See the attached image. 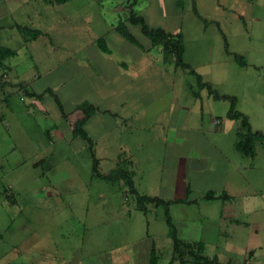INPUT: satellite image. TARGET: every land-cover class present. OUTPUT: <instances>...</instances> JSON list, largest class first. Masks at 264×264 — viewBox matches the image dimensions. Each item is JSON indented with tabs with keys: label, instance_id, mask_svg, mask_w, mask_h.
<instances>
[{
	"label": "rangeland",
	"instance_id": "obj_1",
	"mask_svg": "<svg viewBox=\"0 0 264 264\" xmlns=\"http://www.w3.org/2000/svg\"><path fill=\"white\" fill-rule=\"evenodd\" d=\"M128 2L132 0H68L65 5L54 0H0V46L14 52L0 65V78L6 74L3 81L9 85L0 90V264H13L14 249L29 255L28 240L56 249L55 254L66 256L71 263L79 251L96 254L123 243L134 244L146 232L164 237L167 231L163 206L144 215L137 210V196L122 195L119 188L131 168L123 157L118 158L116 148H91L80 138L71 140L51 95L45 94L36 103L11 86L20 79L29 93H39L68 80L56 93L65 90L76 99L72 87L76 79H71L77 70L68 68L63 57L82 44L90 45L91 34L105 31L101 20L112 22L111 9ZM180 8V21L161 25H180L183 61L195 72L181 77L201 96L204 120L211 102L213 116L228 124L223 143L238 130L242 143L248 139L240 118L226 119L228 102L207 99L211 89L236 97L235 111L244 113L252 130L264 136V0H183ZM34 30L46 34L35 36ZM132 33L141 39L135 29ZM37 75L41 78L33 83ZM187 90L186 85L183 98ZM46 130L49 133L43 136ZM251 146L259 167V172L251 174H262L264 180V138L251 137ZM92 153L100 161L95 172ZM233 154L234 162L242 161L245 166L251 162V156ZM149 168L145 164L132 167L139 191L158 190L163 199H171L170 170L159 182ZM113 207L116 213H111ZM192 215L199 217L200 213ZM243 239L234 243V254L246 247ZM34 253L38 258L44 252L35 249ZM159 262L167 264L166 257Z\"/></svg>",
	"mask_w": 264,
	"mask_h": 264
},
{
	"label": "crops",
	"instance_id": "obj_2",
	"mask_svg": "<svg viewBox=\"0 0 264 264\" xmlns=\"http://www.w3.org/2000/svg\"><path fill=\"white\" fill-rule=\"evenodd\" d=\"M182 2L137 0L132 8V2L126 3L125 7L117 5L112 8V22L101 20L105 31L91 34L90 45L82 44L63 57L64 63L69 64L68 68L77 70L74 78L71 77V80L76 79L72 86L76 99L65 90L60 95L56 93L68 80L62 81L59 87L49 86L39 93H29L20 79L11 86L19 88L20 93L30 96L36 103L41 102L45 94L51 95L71 140L80 138L91 148H116L118 158L123 157V162L131 168L125 176L132 186L124 183L119 188L122 195L126 197L128 194L125 193H133L170 202L168 215L176 237L183 243L191 244L196 255L214 264H264V180L262 174L258 173L256 177L251 174L259 172L256 152L246 166L242 161H233L234 151L249 158L236 147L242 132L236 131L230 141L223 143V135L228 130L227 122L213 116L211 102L208 104L209 116L204 120L201 96L194 91L193 84L181 77L184 73H195L191 65L184 63L189 68L181 70L166 58L159 47L152 45L140 24L128 22L132 9L133 14L142 18L149 28L181 34L178 23L170 27L161 24L181 20ZM67 3L68 0L61 5ZM121 23L136 43L121 34L117 28ZM134 29L141 39L133 35ZM36 32L38 35L46 34L34 30ZM2 77L7 79L6 74ZM40 78L35 76L33 83ZM186 85L187 95L183 98ZM206 95L207 99H215L210 92ZM63 106H69V109ZM84 106L92 109L87 115L82 110ZM225 115L228 119L227 112ZM79 120L83 121V136L73 133V124ZM247 124L244 126L246 134L260 133L252 130L248 120ZM45 133L49 131H44L43 136ZM213 134L215 138L211 139ZM224 149L228 150V154ZM92 156V163L96 160L98 167L100 161L95 154L92 153ZM141 164L150 166L149 172L159 182L167 178L170 170L173 178L171 199H163L157 194L158 190L139 191L133 180L136 171L132 167ZM165 166L169 168L165 170ZM197 190H200L199 193ZM207 194H213L214 198L206 200ZM144 207L145 211L137 210L146 215L149 209L156 213L160 205L145 201ZM116 211L118 209L113 207L111 213ZM194 211H198L200 216H193ZM163 217L167 229L164 237L146 232L134 244L123 243L108 250L101 249L96 254L79 251L71 263L66 256L55 254L56 249L52 251L48 246L39 247L34 240H28V246L32 247L26 250L31 253L22 255L24 252L14 249L16 252L12 254V261L13 264H151L154 260V264H160L161 257L165 256L167 264H203L186 254L184 249L185 256L181 261L173 249L165 209ZM242 238L246 247L239 254H234V243H241L239 239ZM35 249L44 253L36 258V254H32Z\"/></svg>",
	"mask_w": 264,
	"mask_h": 264
},
{
	"label": "trees",
	"instance_id": "obj_3",
	"mask_svg": "<svg viewBox=\"0 0 264 264\" xmlns=\"http://www.w3.org/2000/svg\"><path fill=\"white\" fill-rule=\"evenodd\" d=\"M56 3L61 4L64 3L66 0H54ZM137 0H133L130 7L132 8L134 3H136ZM128 22L131 24H140L142 27L143 33L151 40V43L154 47H159L161 51L165 54L166 58L171 60L177 67H179L181 70H186L189 67L184 64L182 56L184 52V46H183V37L182 34L177 33V34H172L169 32L164 31L163 29L156 28L152 29L149 28L145 22L143 21L142 18L136 17L135 14H133L132 9L130 11V16L128 18ZM118 30L121 31V34L125 36L128 40L136 43L134 37L126 30L124 23H121L118 27ZM38 35V32H36L35 36ZM14 52L13 50L6 48V47H0V65H2L3 61L5 60L6 57L12 55ZM198 80H200L199 76H197ZM9 86L6 82L3 81L2 78H0V90L4 91V88ZM209 92L213 95L215 99H220V100H225L228 101L230 104L229 111L227 113V118L229 119H241L242 125L247 126V120L246 118L240 114L239 112L235 111L236 107V98L231 97V96H220L216 93H213L211 89H209ZM3 94H7L6 92H2ZM82 108V107H81ZM85 113V115L89 114L92 109L87 108V106H84L82 109ZM86 117V116H85ZM1 118V117H0ZM82 120L76 121L73 124V133L75 135H82L83 132L81 129L82 126ZM248 139H246L245 143H242L241 140L237 143L236 147L239 151L244 153V155L248 156H254V151L251 146V137H263L264 136L260 133H248L246 135ZM97 168V163L96 160L93 162V171L95 172ZM99 177V175H97ZM125 185H130V181H126ZM137 203L138 206L137 208L139 210L145 211L144 207V202L149 201V202H154L157 205L163 206L165 209V217H166V224L169 228V232L171 235V238L173 240V249L174 252L177 253L182 261V259L186 254L190 255L195 261H202L203 264H214L212 261H208L207 259H202L201 256H198L194 253L193 251V246L191 244L183 243L176 237V231L174 226L171 223L170 217L168 215V205H170V202H164L162 200L156 199V198H145V197H140L137 195ZM214 198L213 194H207L205 196L206 200H211ZM185 250L183 252L182 250ZM184 264V262H182ZM151 264H154V260L152 261Z\"/></svg>",
	"mask_w": 264,
	"mask_h": 264
}]
</instances>
